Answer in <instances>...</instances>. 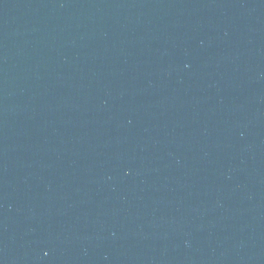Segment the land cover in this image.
<instances>
[{"label":"water","instance_id":"water-1","mask_svg":"<svg viewBox=\"0 0 264 264\" xmlns=\"http://www.w3.org/2000/svg\"><path fill=\"white\" fill-rule=\"evenodd\" d=\"M0 264H264V0H0Z\"/></svg>","mask_w":264,"mask_h":264}]
</instances>
